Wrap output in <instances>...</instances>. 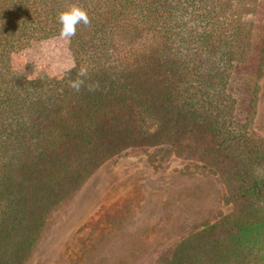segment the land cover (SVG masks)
<instances>
[{"label":"trees","instance_id":"trees-1","mask_svg":"<svg viewBox=\"0 0 264 264\" xmlns=\"http://www.w3.org/2000/svg\"><path fill=\"white\" fill-rule=\"evenodd\" d=\"M74 4L91 21L68 40L76 75L16 77ZM259 14L264 0H0V264H30L106 162L156 147L216 176L230 210L154 264H264Z\"/></svg>","mask_w":264,"mask_h":264},{"label":"rangeland","instance_id":"rangeland-1","mask_svg":"<svg viewBox=\"0 0 264 264\" xmlns=\"http://www.w3.org/2000/svg\"><path fill=\"white\" fill-rule=\"evenodd\" d=\"M263 22L261 14L247 20L257 39ZM14 64L18 78L77 73L68 40L60 37L31 43ZM255 129L264 138V78ZM224 194L216 176L167 147L129 150L90 178L30 264H154L170 246L229 212Z\"/></svg>","mask_w":264,"mask_h":264},{"label":"clouds","instance_id":"clouds-1","mask_svg":"<svg viewBox=\"0 0 264 264\" xmlns=\"http://www.w3.org/2000/svg\"><path fill=\"white\" fill-rule=\"evenodd\" d=\"M58 23L60 24L59 36L65 40H71L76 35L77 26L81 23L88 26L91 21L87 12L80 6L72 5L65 11H61L58 14ZM82 81L70 82V87L79 91L82 85ZM89 90H94L89 88Z\"/></svg>","mask_w":264,"mask_h":264}]
</instances>
